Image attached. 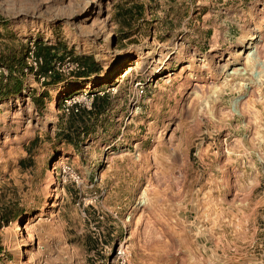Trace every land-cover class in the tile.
<instances>
[{"label":"rangeland","instance_id":"1","mask_svg":"<svg viewBox=\"0 0 264 264\" xmlns=\"http://www.w3.org/2000/svg\"><path fill=\"white\" fill-rule=\"evenodd\" d=\"M30 38L100 72L0 99V264H264V0H0V62Z\"/></svg>","mask_w":264,"mask_h":264},{"label":"built area","instance_id":"2","mask_svg":"<svg viewBox=\"0 0 264 264\" xmlns=\"http://www.w3.org/2000/svg\"><path fill=\"white\" fill-rule=\"evenodd\" d=\"M43 58L37 54L35 39L30 38L26 42V48L24 53V63L22 71L25 75H31L36 78L40 83L46 81L50 76L58 74L60 76L70 77L77 71L82 69L81 63L78 58L71 54L64 53L61 56H54L50 62L48 69L42 73L39 71ZM0 74L6 76L8 69L0 64ZM146 81L144 79H136L133 83L136 97L132 98V111L139 107V98L146 94L144 89ZM115 93V85L97 86L92 89H80L71 94L63 95L61 99V110L64 115L77 114L81 109L91 110L96 97L104 96L106 94L113 95ZM132 111L130 113H132ZM101 243V242H100ZM101 245H103L101 243ZM105 249H108V259L110 264H130L129 253L127 245L124 242H118L111 248L104 245Z\"/></svg>","mask_w":264,"mask_h":264},{"label":"trees","instance_id":"3","mask_svg":"<svg viewBox=\"0 0 264 264\" xmlns=\"http://www.w3.org/2000/svg\"><path fill=\"white\" fill-rule=\"evenodd\" d=\"M35 43L37 54L41 55L43 58V61L39 66V71L44 73L48 69L50 62L55 55L52 53V47L42 45L37 41H35ZM24 53L25 49L23 51L22 56H14L10 59H5L4 62H0L1 65L5 66L8 69V74L6 76L0 74V99L8 97L9 95L18 94L21 91L23 85V76L25 75L22 71V66L24 63ZM78 60L81 63L82 69L74 74L77 79L87 78L92 74H97L98 72H100V67L91 56H84ZM61 78L62 76L54 74L44 82L46 84L57 83L62 80ZM106 96L107 95L98 96L95 98L93 103L95 110L101 112L105 108V105L107 104ZM36 144L37 137L35 136L33 139L30 140L27 150L30 151L36 146ZM24 162L25 161L22 159L19 160L20 164Z\"/></svg>","mask_w":264,"mask_h":264},{"label":"crops","instance_id":"4","mask_svg":"<svg viewBox=\"0 0 264 264\" xmlns=\"http://www.w3.org/2000/svg\"><path fill=\"white\" fill-rule=\"evenodd\" d=\"M17 56V55H16ZM94 74H92V75H90V76H93ZM90 76L89 77H87L88 79H89V81H90ZM29 77H32V78H34L33 76H31V75H24L23 76V80H26V78H29ZM67 78H73V79H77V77L75 76V75H73V76H70V77H62L61 79V81H59V82H57V83H68V79ZM78 79H80V78H78ZM89 84H90V82H88ZM49 84H51V83H49ZM89 84H88V86H89ZM101 85H104V84H101ZM80 89H81V87H79ZM63 89H65V88H63ZM107 103H108V101H107ZM107 109V104L105 105V108L100 112V113H102L103 111H105ZM21 160V159H20ZM22 160H24V159H22ZM25 161V160H24Z\"/></svg>","mask_w":264,"mask_h":264}]
</instances>
